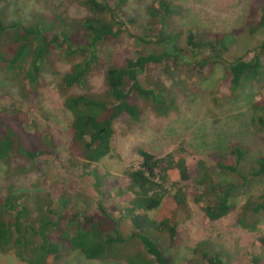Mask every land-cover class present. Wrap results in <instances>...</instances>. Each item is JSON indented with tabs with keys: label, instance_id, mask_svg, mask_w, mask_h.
Returning a JSON list of instances; mask_svg holds the SVG:
<instances>
[{
	"label": "rangeland",
	"instance_id": "374dc122",
	"mask_svg": "<svg viewBox=\"0 0 264 264\" xmlns=\"http://www.w3.org/2000/svg\"><path fill=\"white\" fill-rule=\"evenodd\" d=\"M155 1L127 0L121 6L120 17L127 24L128 31L148 42L136 44L128 35H123L117 41L100 46L99 64L89 78L94 96H104V71L118 59L120 62L124 53L131 57L159 55L167 49L165 45L150 43L148 36L146 10ZM82 2L0 0V21L5 26H28L41 21L47 28L54 26L48 38L59 35L63 28L74 42H79L83 40L79 23L88 16ZM108 2L114 7L118 0ZM167 2L177 6L179 12L165 20L166 33L179 39L178 46L185 50L183 55H187L188 61L180 58L175 64L172 62L174 65L166 62L147 67L140 80L144 88L159 95L162 112L156 113L151 104L141 100L133 101L139 112L138 118L133 120L123 115L113 122L110 153L97 164L85 163L68 152L72 118L63 102L67 96L85 94V91L79 88L61 91L59 86L63 75L79 58L67 59L57 52L46 56L39 93L32 99L30 108L20 96L21 78L0 72V108L9 112L8 120L14 121L12 125L17 127V118L26 132L36 134L42 143H46V139L53 141L55 147L50 156L36 158L32 165L23 159L12 160L9 165L0 163V198H6L10 192L21 196L18 203L26 208L31 218L47 216L51 221L73 213L82 216L98 214V205H101L118 224L123 239L132 233H146L172 264H206L201 254L194 252L195 248L199 252L218 253L222 264H264V212L248 213L246 228L237 221V210L248 196L264 195V178L250 177V173L256 170L255 160L264 156V129L255 130L250 122L251 104L264 99V77L259 83L246 87L245 91L235 93L228 77L229 63L237 59L252 60L256 48L264 41V31L256 27L262 0ZM61 21L65 24L62 25ZM190 31L203 41L212 40L214 35L224 36L226 40L222 57L220 55L217 62L202 71L194 66L195 60L188 57L185 48ZM201 53H204L203 57L211 55L210 50ZM261 58L264 67V54ZM25 138L23 143L29 148L27 136ZM234 147L245 151L240 171L247 177L246 181L223 176L215 170L216 162H235L231 156ZM139 150L157 158L171 155L193 163L203 162L214 181L238 187L235 210L227 218L210 224L205 221L201 208L189 199L186 207L179 209L175 216L177 237L171 247L167 236L148 226L154 222L155 212L133 208L137 190L131 186L128 173L139 168ZM31 166L33 168L29 171ZM196 174L195 168L191 177ZM192 181L187 183L192 188L189 192L198 197L199 191L192 186ZM59 234L50 233L52 242L63 244L59 258L52 264H126L119 260L88 261L58 240ZM129 240L125 245L126 252L143 250L139 241ZM34 242L36 245L41 243L39 238ZM0 264L26 262L10 251L0 254Z\"/></svg>",
	"mask_w": 264,
	"mask_h": 264
},
{
	"label": "trees",
	"instance_id": "16d2710c",
	"mask_svg": "<svg viewBox=\"0 0 264 264\" xmlns=\"http://www.w3.org/2000/svg\"><path fill=\"white\" fill-rule=\"evenodd\" d=\"M126 2L127 0H118L117 5L113 7L108 0H83L82 6L88 16L79 23L83 33V40L79 42H74L70 33L63 28L59 35L48 38L54 26L47 28L41 21L28 26H5L0 21V72L21 78L20 96L28 108L32 106V99L39 93L41 69L48 54L57 52L67 59L79 58L63 75L59 88L61 91L73 88L85 91V94L67 96L63 106L72 118L68 140L69 155L88 164H97L109 155L111 126L114 121L123 115L133 120L138 118L139 112L133 101L141 100L151 104L156 113L162 112L159 107V95L144 88L140 80L147 67L160 66L166 62L174 65L180 58L188 59L187 55H183L185 50L178 46L179 39L167 35L165 29V20L178 14L179 8L167 0H156L146 10L147 32L151 38L150 43L165 45L167 49L159 55L131 57L124 53L120 62L118 59L104 71V96H94L89 78L99 64L98 48L117 41L123 35H128L136 44L148 42L130 33L127 24L120 17V8ZM258 11L256 27L264 31V0L260 3ZM64 24L63 21L62 25ZM186 37L185 48L188 50V57H193V64L198 66L199 71L217 62L226 50L224 36L214 35L212 40L203 41L190 31ZM206 50L211 52L209 57H203L204 53H201ZM261 54H264V41L256 48L252 60L245 62L237 59L229 63V84L234 93L237 90L245 91L246 87L263 79ZM166 70L168 71V68ZM7 113L9 112L0 108V163L9 165L12 160L23 159L32 165L34 159L53 153V141L46 139L47 142L42 143L36 134L26 132L17 118V127H14V121L8 120ZM250 122L253 129H264V99L251 104ZM26 136L29 148L25 145ZM137 154L140 159L139 168L128 173L131 186L137 190L133 208L155 212V220L148 226L167 236L171 247L177 237L175 216L179 209L186 207L189 199L201 208L205 221L210 224L227 218L235 210L234 200L238 187L232 183L222 184L214 181L203 162L193 163L171 155L157 158L142 150L137 151ZM231 156L235 162H216L215 170L223 176H233L246 181L247 177L240 171V161L245 156V151L234 147ZM254 164L256 170L250 173V177L264 178V156L258 157ZM32 168L33 166L29 171ZM195 168L196 177H191ZM191 180L192 186L199 191L198 197L196 193L189 192L192 188L187 186V183ZM21 198L11 192L6 198H0V254L13 251L15 256L26 264H52L59 258L63 244L52 242L50 233L60 232L58 240L65 242L72 252H78L88 261L119 260L126 264H172L169 257L146 233H132L130 237L123 239L118 224L101 205H98V214L82 216L81 213H73L51 221L47 216L31 218L26 208L18 203ZM237 212L238 223L246 228L248 225L245 224V217L248 213L264 212V195L257 198L248 196ZM35 238H39L41 243L36 245ZM133 238L142 246L141 252L125 251V245ZM197 249L195 248L194 252L200 253L206 264H222L218 253L207 250L199 252Z\"/></svg>",
	"mask_w": 264,
	"mask_h": 264
}]
</instances>
